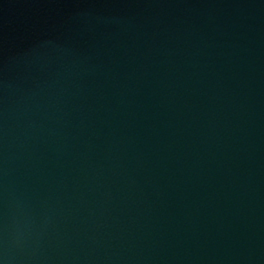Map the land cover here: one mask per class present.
Listing matches in <instances>:
<instances>
[{
    "label": "water",
    "instance_id": "1",
    "mask_svg": "<svg viewBox=\"0 0 264 264\" xmlns=\"http://www.w3.org/2000/svg\"><path fill=\"white\" fill-rule=\"evenodd\" d=\"M0 264H264V0H0Z\"/></svg>",
    "mask_w": 264,
    "mask_h": 264
}]
</instances>
